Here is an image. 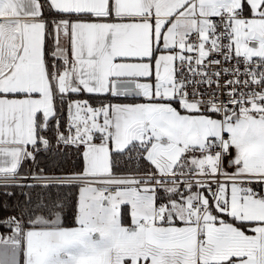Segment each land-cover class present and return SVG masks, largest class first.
<instances>
[{
    "label": "snow or ice",
    "instance_id": "obj_1",
    "mask_svg": "<svg viewBox=\"0 0 264 264\" xmlns=\"http://www.w3.org/2000/svg\"><path fill=\"white\" fill-rule=\"evenodd\" d=\"M0 264H264V0H0Z\"/></svg>",
    "mask_w": 264,
    "mask_h": 264
}]
</instances>
